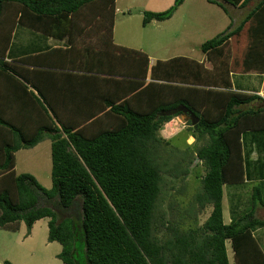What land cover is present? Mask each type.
<instances>
[{
    "label": "trees",
    "instance_id": "trees-1",
    "mask_svg": "<svg viewBox=\"0 0 264 264\" xmlns=\"http://www.w3.org/2000/svg\"><path fill=\"white\" fill-rule=\"evenodd\" d=\"M208 1L227 12L223 2L240 6L247 0ZM181 2L143 10L141 23L168 18ZM113 13L114 0H0L2 96L9 98L14 88H21L45 114L44 120H34L28 138L23 135L25 124L16 125L0 115V227L13 228L22 220L28 230L35 219L46 216L47 239L60 243L56 255L64 264H78L79 241L86 264H228L226 239L233 264H264V253L251 233L264 225V217L255 216L251 207L227 223L221 219V184L243 176L240 133L264 129V95L232 89L229 77L230 71L264 73V0H258L237 24L229 21L199 44L209 67L176 55L156 59L150 78L144 52L112 42ZM90 18L97 27L94 46L71 38L74 28L90 26ZM11 21L51 35L65 29L69 44L6 59L13 23L7 30L3 25ZM56 50L64 58L61 63L44 60ZM38 56L45 64L74 69L67 72L76 81L66 82L70 101L64 115L43 90L45 80L35 81L24 73L32 69L25 65ZM33 69L46 71L37 64ZM164 76L179 79V84ZM25 82L37 94L27 90ZM75 89L80 92L78 101L72 96ZM177 104L198 117L193 124L186 120L194 138L206 136L194 152L205 168L194 197L200 204L209 203L210 210L199 225L189 224L186 230L173 227L172 237L160 240L151 226L160 179L153 160L155 132L179 113L167 112ZM43 133L50 137L47 188L31 173L14 170L13 151L34 144ZM257 195L254 187L252 204ZM75 196L80 197L78 219L63 215ZM55 208L62 211L59 216ZM3 264L13 263L4 259Z\"/></svg>",
    "mask_w": 264,
    "mask_h": 264
},
{
    "label": "rangeland",
    "instance_id": "rangeland-1",
    "mask_svg": "<svg viewBox=\"0 0 264 264\" xmlns=\"http://www.w3.org/2000/svg\"><path fill=\"white\" fill-rule=\"evenodd\" d=\"M115 1L113 23L110 28L111 40L112 42L131 46L136 45L138 40L142 41L149 38L150 47L146 50L149 54L146 64V77L148 78L150 67L155 64L156 59L165 56L172 57V54L175 53V47H178V42L186 48L185 53L188 57L195 60L201 58V56L205 58V53L201 51L199 44L223 30L224 26L221 27V25L224 22L231 21L233 26L237 24L239 19L257 0H247L243 5L233 7L223 2L227 12L218 4L208 0H185L175 12V15L169 20L161 22L160 20L155 19L154 21V19H150L144 24L141 23L143 10L164 9L172 0H168V4H166L167 0ZM12 23L11 21L8 24H4L3 28L7 30ZM14 25L15 23H13L12 28ZM15 29H18L16 32H23V34L20 33L19 37L14 35L10 39L6 52L9 58L16 55L21 50L19 48L25 47L24 44L31 40L30 32L32 31L29 28L24 29L22 24H18ZM173 34L174 37L172 36ZM40 36L43 37L42 34ZM168 36L173 38H168ZM87 42L90 46H94L97 43L95 38L89 39ZM150 57L152 58L149 59ZM40 58L41 56H38V58H35L36 60L32 61L42 62ZM198 61L201 62V60ZM231 72L232 74H229V77L236 85L258 88L261 81L259 72L255 70ZM164 77L169 78L170 76ZM185 79L187 80V78ZM173 80H177V82L172 81V84H179V79ZM26 85V89L33 88L28 86V83ZM52 88L54 90V86ZM67 109L65 107L64 112H61L66 113ZM186 120L184 127L171 136L163 137L158 132L159 128L155 132L158 140L154 141L157 148L153 155V160L159 166L160 179L159 193L154 205L151 226L152 233L160 240L172 237L173 227L179 230H186L189 224L191 226L199 225L206 217L210 207L209 203L203 201L200 204L194 197L195 193L200 190V177L205 170L200 159L194 160L196 157L194 152L197 146L206 141V136H198L195 139L193 138L194 140L191 143H187L185 137L191 127L186 123ZM15 122L18 123V119H14ZM13 137L18 140L16 135ZM189 139L191 140V137H188ZM41 141V144L36 149L27 148V146H31L27 145L24 146L26 148L17 151L14 167L16 173H31L41 186L47 188L50 186V137L45 136ZM241 186L245 187L246 184ZM243 194L247 195V193ZM243 201L246 203V197H243ZM38 203H42V200H38ZM54 211L58 216L62 213L57 208ZM63 215L79 218V196L73 198L71 205L63 211ZM259 215L264 217V213ZM226 216L227 211L224 208L222 210V218L226 220ZM46 221V216L39 217L35 222L33 221L34 223L32 222L28 230L22 220L13 228L0 227V264H3L4 259L13 264H64L56 255L60 249V243L57 240L47 239ZM260 234H264V226L259 227L256 231L257 236ZM226 252L229 264H232L230 248L226 247ZM75 256L78 264H86L81 249V241L78 242Z\"/></svg>",
    "mask_w": 264,
    "mask_h": 264
},
{
    "label": "crops",
    "instance_id": "crops-1",
    "mask_svg": "<svg viewBox=\"0 0 264 264\" xmlns=\"http://www.w3.org/2000/svg\"><path fill=\"white\" fill-rule=\"evenodd\" d=\"M115 2L116 1L114 0V10H115ZM184 2L185 0H182V2L178 4L176 9L173 11V13L168 18L160 20V21L164 22L172 18L175 15V12L178 10V8ZM168 3L169 1L167 0L166 4ZM231 6L233 7V5ZM78 20H79V17H78ZM112 23H113V19H112ZM228 23L229 21L224 22L221 25V27L223 26L226 27ZM18 24L20 23H15L11 31V34H10V39H12L14 35H17L19 37L20 33L23 34V32H20V33L16 32L18 29H15V27H17ZM22 25L24 26V29L29 28V30L32 31L30 32L31 43L30 41H28L26 44H24L25 47L19 48L21 50L16 55L11 56L10 58L6 54L5 56L6 59H16V58H19L27 54H35L37 52H41V51L47 50L52 47H65V46H68L69 44L68 41L66 40L68 36L67 34L68 31H65V29L62 30V28L61 29L58 28L59 31L57 35H51V34L42 33L38 30H34L31 27H28L24 24ZM96 30H97V27L93 26L92 18H90V26H87V27L85 26L83 29L74 28L72 31L73 35H71V38L73 36L74 39H78L79 41H83V40L88 41L89 39L95 38L94 33H96ZM62 31L64 33L62 35H59L60 32ZM40 34H42L43 37L40 36ZM172 36L174 37V34ZM173 37L168 36V38H171V39ZM9 43H10V40H9ZM116 44L124 45L127 47L133 46L131 48L139 49L142 52H144L147 55V57H149V54L146 51L147 48L150 47L149 38L142 40V41L138 40L136 45H131V46L127 44H122V43H116ZM180 45L181 44L178 42L177 44L178 47H175V53H173L172 55L173 56L178 55V56H184L186 58H190L185 53L186 48L182 45L180 47ZM56 53L53 52L49 54V56L48 55L43 56L45 58L44 60L48 61L49 59H53L55 60L56 63H61V60H63L64 58L60 57V55L62 54H59L61 53L59 50H56ZM168 57L166 56L160 57L159 59H165ZM151 58L152 57H150L149 59ZM40 59H43L42 56ZM198 60H201L204 66H207V67L210 66V62L206 60L204 56H201V58L197 59V61ZM36 64L39 66H44L46 71H39L37 69H33V65H36ZM25 66L32 67V69L24 70L25 71L24 73L26 74L27 77L35 81H38L41 79L44 82L45 80L46 84L44 83L43 90H45L46 95L49 96L48 98L50 102L52 103L56 102V105H54V108L58 111V113L59 114L61 113L64 115V113H62L61 111L64 112V108L65 107L67 108V100L70 101L68 99V97L70 96L69 94H67V91H66V82L68 79H74V81H76L75 76H72L71 74H67V72H72L74 69L70 67H66V65L65 66L64 65L60 66L57 64L49 65L48 63L45 64L43 62H37V61H31L29 62L28 65H25ZM259 73L261 74V81L259 83L258 88H247L241 85H236V83H233L230 78L231 88L234 90L256 92L259 95L263 96L264 95V92H263L264 73L263 72H259ZM229 74H232V72L230 71ZM261 85L262 87H260ZM53 86H54L55 91L52 88ZM27 90H31L33 93L36 94V90L33 88H27ZM79 93L80 92L76 91L75 89L72 95L73 97L77 99V101H78V98L80 97ZM76 99H73L72 101H75ZM3 114L4 116L10 117L13 120L18 119L19 122L18 123L15 122L16 125L25 124V130L23 129V135L27 138L30 137L34 131V127H33L34 120H37V119L44 120V117H45V114L42 108L39 106V104L30 94L27 95L21 88L16 87L14 88L13 92L10 94L9 98L6 95L3 97L2 89L0 85V115H3ZM170 123L173 124L172 126L170 125L171 128L170 126H166ZM184 125H185V119L183 118L182 114L179 112L178 114L173 115L170 119L164 121L161 124V127H159L158 132L163 137H168V136L173 135L175 132L179 131L180 129H182ZM45 136L48 137V134L43 133L40 139H38L33 145L27 146V148L30 147V148L36 149V147H38L39 144H41L42 142L41 140H43ZM188 137H191V140L190 139L188 140ZM185 138L187 139L186 140L187 143H191V141L195 139L194 132L191 130V128H190V131L187 132V135ZM240 146H241V155H242V174H243L242 179L240 181L224 182L221 184V219L223 223H227L230 220L238 217L239 215H241L242 213H244L251 207L253 210V214L257 217H260V215L258 216V214L264 213V129L242 131L240 133ZM23 148H26V147H24V145H21L13 151L14 164H15L16 152ZM14 170H15V167H14ZM242 184H246V186L245 187L241 186ZM254 187H257L258 195H257V199L255 200V203L252 204L251 198H252ZM249 190H250V194L248 195ZM243 193H247V195L245 196ZM243 197H246L247 199L246 203L245 201H243ZM260 200L263 203H261ZM245 204L246 206L244 207ZM224 208L227 211L226 220L222 218V210ZM209 210H210V207H209ZM259 227H262V226H259ZM259 227L254 228L251 231V233L264 253V234H260L259 236L256 235V231L259 229ZM224 245H225L226 257H227L226 247L230 248L231 256H232V264H233L234 262L233 251L230 247L228 239L224 241ZM227 261L229 264L228 257H227Z\"/></svg>",
    "mask_w": 264,
    "mask_h": 264
},
{
    "label": "water",
    "instance_id": "water-1",
    "mask_svg": "<svg viewBox=\"0 0 264 264\" xmlns=\"http://www.w3.org/2000/svg\"><path fill=\"white\" fill-rule=\"evenodd\" d=\"M176 111L180 112L184 119H189L191 124L195 123L198 119V117L194 115V112L183 104H177L172 109L168 110L167 112L173 113ZM196 159H197V156L195 157L194 160Z\"/></svg>",
    "mask_w": 264,
    "mask_h": 264
},
{
    "label": "bare ground",
    "instance_id": "bare-ground-1",
    "mask_svg": "<svg viewBox=\"0 0 264 264\" xmlns=\"http://www.w3.org/2000/svg\"><path fill=\"white\" fill-rule=\"evenodd\" d=\"M170 125H173V124H168V125H166V126H170Z\"/></svg>",
    "mask_w": 264,
    "mask_h": 264
}]
</instances>
